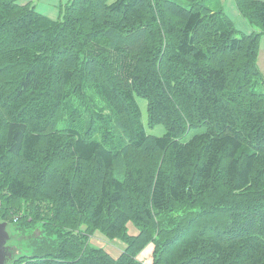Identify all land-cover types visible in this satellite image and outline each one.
<instances>
[{
    "label": "trees",
    "instance_id": "obj_1",
    "mask_svg": "<svg viewBox=\"0 0 264 264\" xmlns=\"http://www.w3.org/2000/svg\"><path fill=\"white\" fill-rule=\"evenodd\" d=\"M22 1L0 0V219L43 234L13 264H264V0H234L249 33L220 0Z\"/></svg>",
    "mask_w": 264,
    "mask_h": 264
},
{
    "label": "rangeland",
    "instance_id": "obj_2",
    "mask_svg": "<svg viewBox=\"0 0 264 264\" xmlns=\"http://www.w3.org/2000/svg\"><path fill=\"white\" fill-rule=\"evenodd\" d=\"M31 1L34 4L37 12L53 20L57 19L60 16L63 5L67 2V0H31ZM232 21L234 22V24H236L235 26L237 29L245 33L251 32L252 29L260 30L259 27L249 24L246 20H245L246 22L244 21L245 25L240 23L237 19H232ZM247 27L249 29H246ZM257 67L260 72V78L264 79V33L260 36V49H259L258 58H257ZM260 88L264 92V85H260ZM137 101L141 107L142 121L144 123V126L147 132L155 136L163 135L165 133L164 125L158 124L153 127H150L147 125V101L142 97H137ZM203 130H204L203 127L191 129V131L187 135H185V137H183L182 140L186 141L193 134L200 133ZM14 225L13 223H9L10 230L9 231L7 230L9 232V235H8L7 241L4 242V244L5 245L7 244L11 248L19 247V250H21V253L30 254L32 252L31 249H33V246L29 244V240H32L34 238V236L36 235L35 233L43 234L42 224L41 223L35 224V227L29 229L25 233H18L15 230ZM127 230L130 234H136L137 232L136 226L131 222L128 223ZM89 243L92 246L103 248L105 251L110 253L113 257H118L120 253L122 252L123 248L125 247V242L123 240L119 238H115V239L108 238L99 229H96L89 236ZM152 252H153V245L150 244L139 255V260L141 261V264H151L152 263ZM4 263L12 264L9 261V259L7 260V262H4Z\"/></svg>",
    "mask_w": 264,
    "mask_h": 264
},
{
    "label": "water",
    "instance_id": "obj_3",
    "mask_svg": "<svg viewBox=\"0 0 264 264\" xmlns=\"http://www.w3.org/2000/svg\"><path fill=\"white\" fill-rule=\"evenodd\" d=\"M7 230H10L9 222L0 219V264H6L4 262H7L8 259L13 264L15 260L22 256V254H24L21 253L19 247L11 248L7 244H4V242L7 241L9 235V232Z\"/></svg>",
    "mask_w": 264,
    "mask_h": 264
},
{
    "label": "crops",
    "instance_id": "obj_4",
    "mask_svg": "<svg viewBox=\"0 0 264 264\" xmlns=\"http://www.w3.org/2000/svg\"><path fill=\"white\" fill-rule=\"evenodd\" d=\"M25 1L26 0H23L22 2H25ZM220 1H221V4L223 5L224 10L227 12V14L230 16L231 19H237L240 23L245 25L246 21L242 18V16L238 12L235 6L234 0H220ZM246 29H249V28L247 27Z\"/></svg>",
    "mask_w": 264,
    "mask_h": 264
}]
</instances>
